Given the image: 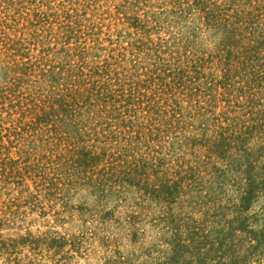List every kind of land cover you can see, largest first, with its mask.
<instances>
[{"label": "rangeland", "instance_id": "rangeland-1", "mask_svg": "<svg viewBox=\"0 0 264 264\" xmlns=\"http://www.w3.org/2000/svg\"><path fill=\"white\" fill-rule=\"evenodd\" d=\"M0 264H264V0H0Z\"/></svg>", "mask_w": 264, "mask_h": 264}]
</instances>
